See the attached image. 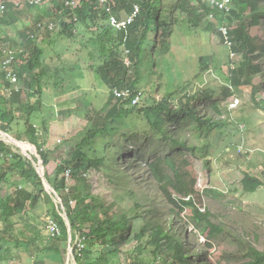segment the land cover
<instances>
[{"label":"trees","instance_id":"obj_1","mask_svg":"<svg viewBox=\"0 0 264 264\" xmlns=\"http://www.w3.org/2000/svg\"><path fill=\"white\" fill-rule=\"evenodd\" d=\"M72 1L49 0L47 5L46 0H40L36 4L25 0L17 2L2 0L1 3L5 9H0V63L3 64L13 57L11 65L17 64L14 75L18 80L14 85L6 78L9 71L4 70L0 73V81L3 82V87L0 89V130L9 135L17 131L20 135L13 136L18 141L30 142L36 146L44 164L46 179L59 194L66 208L73 242L79 237L85 238L86 250L84 254L76 255L77 264H87L86 258L89 257L91 264H126L130 256L135 258L136 264H149L146 260L147 252L159 259L162 256L165 257L161 264H191L189 257L191 250L187 241H183L177 232H170L168 227L162 223L155 222L153 219L155 212L151 207L147 209L149 219L144 218V215L131 218L125 211L113 213L114 205L99 203V198L86 193L89 186L85 184V178L87 179L91 169L99 168L100 164L84 152V146L95 143L93 141L98 137L106 138L104 140L106 142L108 136L111 144L115 141L114 137L118 135L119 128L133 125L135 122L133 118L137 116L143 118L144 114L147 126L152 128L150 134L164 138L161 142L171 141L174 147L182 150L179 154L194 152L196 157L205 158L210 146L207 143L200 148V140L208 139L204 137L208 136L218 125L229 127L223 121L225 117L219 101H214L211 106L216 116L214 119L216 123L212 122L213 119L200 117L198 102L212 99L215 92L208 89L201 94L172 91L173 93L159 101L151 93L142 91L143 96L147 98L145 101L155 99L152 107L143 106L145 102L143 100L138 105H134L133 101L139 93L138 85L145 84L142 76V69L145 68L143 67L145 65L144 55L147 50L161 44L165 46V42L159 43L156 40V34L160 28L164 29V34L168 33L173 12L177 11L187 16V23L193 21L199 24L208 20L213 11H221L214 3H211L212 0H179L176 7L172 8L169 20L163 21L159 6L162 5V0H109V3L104 6L101 5L100 0H76V7L71 5ZM196 6L201 8L200 13H197ZM136 7L139 8L138 15L123 31H118L108 24L112 15L122 19L124 15L131 16ZM228 9L229 12L221 13L226 15L228 21L229 27L225 37L231 42L230 48L237 52L244 48L249 51L246 62L232 71L230 84L251 85L257 75L263 74L260 59L264 56V46L261 38L257 41L255 37L250 36L249 29H253L257 24L262 25L264 0H231ZM51 24L57 25L59 31L52 34ZM211 30H214L212 21L204 28L206 32ZM12 33L16 35L12 37ZM88 36L90 39L87 45L78 44L80 40L82 42ZM61 42L72 47H80L77 52L86 56L83 65L70 62L69 60L73 61L70 54L66 62L65 53H59L60 51L57 52L55 49L49 53L48 47H53V45L58 49L66 48ZM247 42L248 46H245ZM223 45L227 47L228 43ZM9 50L17 51V55L15 53L12 55ZM84 50L86 53L83 52ZM55 59L57 61L53 62ZM125 59L131 61L132 65H125ZM147 59L150 63L152 62L150 53ZM214 59L215 56L210 54L202 57L199 61L201 69H210ZM256 60L259 62L255 63ZM87 70L95 73V76H98L97 80L107 84V91L102 95L108 96L106 98L108 100L102 106L94 105V108L90 109V120L98 119V124L83 133V140L77 144L67 160H61L56 165L54 175H52L50 165L52 162H57V159L52 157L50 153L52 149H47V140L50 137L49 122H51L50 118L56 115L57 109H59L58 115H65L64 108L68 104L58 103L55 106H44V98L50 89H54L53 95L58 98L64 95L65 91L69 93L80 90L81 84L75 79V74H80V71L87 72ZM73 78L75 81L72 83ZM85 78L86 75L80 76V79ZM66 81L68 86L66 85L65 91L59 93L60 87ZM8 88L11 90L9 98L6 97ZM116 90L119 93L129 90L132 94L130 97L123 95L117 97ZM254 90L256 95L264 92V83L260 81L253 89V93ZM232 91L230 87L224 86L226 97L233 94L234 91ZM177 93L180 97L176 96ZM32 99L36 100L35 103ZM115 101L118 104V110L114 115L111 117L102 115L107 109L115 108L112 107L116 104ZM256 107L260 108L258 104ZM49 112L53 115L51 116ZM178 122L180 129L174 133L170 130L171 126ZM188 126H195L194 132L187 133L186 127ZM236 132L237 135L232 138L235 139L234 144L244 148L247 143L245 139L251 132L248 130L245 132L239 127ZM192 139H197V142H193ZM17 145H21L24 151L27 150V145L21 143ZM111 148H113L110 150L111 156L116 157L118 154L122 156L124 147H118L113 143ZM147 152L152 155L148 156V161L143 159L142 161L148 164L150 178L157 183L159 193L165 198L169 215L171 217L180 215L187 206H191L196 212L197 228H202L205 224L210 225V212H203L199 209L202 200L195 190L197 180L189 181L190 175L186 174L184 182L177 185L165 173L162 160L155 155L157 150ZM188 160H185L184 164L189 166ZM34 161L39 165L37 158L29 159L15 145L0 139V264L12 260L7 259L6 256L11 254L14 247L26 249L30 254L24 258L25 264L26 259L28 261L35 259L36 262L44 264L49 258L56 257L54 252L58 254V261L65 264L64 256H59L60 249L56 247V244H51L53 238L43 234L42 229L46 228L45 219L51 217L61 229V235L53 240L63 244L69 241V227L65 217L58 211L54 195L46 190L43 178L37 172ZM68 169H73L70 184L67 183L66 178H62ZM81 185L85 186L84 191H81ZM243 185L245 195L255 193L264 187L261 180L250 175L245 176ZM68 188H70L69 192ZM218 194L223 196L224 193ZM197 200H199L198 203ZM74 201L77 202L76 206L71 204ZM148 201L150 202V198ZM140 207L136 205L135 209L130 212L131 215ZM35 211L40 212L41 216L34 215ZM135 221H138L137 225ZM139 222L146 224L140 225ZM172 222L173 218L170 219L169 226ZM27 233H31L32 237H28ZM28 240L30 243L27 242ZM133 243V249L125 253L127 259L124 260L121 258L122 250ZM207 247L211 248L212 245L207 244ZM4 251L7 252L6 255H3ZM65 253L67 254V250ZM34 254H42V259ZM206 254L202 257V264H208ZM242 254L235 256V259L249 257V261L241 264H264L262 253L249 250L243 256ZM155 262L154 259L153 264ZM17 264H22L21 258Z\"/></svg>","mask_w":264,"mask_h":264},{"label":"rangeland","instance_id":"obj_2","mask_svg":"<svg viewBox=\"0 0 264 264\" xmlns=\"http://www.w3.org/2000/svg\"><path fill=\"white\" fill-rule=\"evenodd\" d=\"M25 1L35 4L38 2V0ZM162 1V5H159L163 17L161 20H169L172 8L176 7L179 0ZM229 1L231 0H212L211 3H214L221 12H229ZM1 2L2 0H0V6L2 5ZM48 2L49 0H46L47 5ZM219 4H222L223 8ZM196 7L198 8L197 13H200L201 8L199 6ZM221 12L213 11V14L209 15L208 20L196 24L193 21L187 23V16L174 11L168 33L164 34L163 28L157 30L156 40L159 43L165 42V46L161 44L151 49L153 53L151 50H147L144 55L145 65L143 67L145 68L142 69V76L145 84H139L137 87L139 93L142 91L151 93L159 101L174 91L201 94L208 89L215 92L212 99H204L198 102L197 107L200 110V117L213 119L212 122L216 123L214 120L216 116L213 114L211 106L214 101H219L225 117L223 121L229 127L218 125L208 136L204 137L208 139L200 140V148L207 143L210 146L205 158L196 157L194 152L179 154L182 150L174 147L171 141L161 142L164 138L150 134L152 128L147 126V119L144 114L142 115L143 118H140V116L134 117L133 121L135 122L133 125L119 128V133L117 132L118 135L114 137L115 141H112L111 144L108 136L106 142L104 141L106 138L98 137L93 141L95 143L84 146V152L100 164L99 168L91 169L87 179L85 178V184L89 186L86 193L99 198V203H105L108 206L114 205L113 213L125 211L131 218L144 215V218L149 219L147 209L151 207L152 211L155 212L153 217L155 222L162 223L168 227L170 232H177L183 241H187L191 250V256H189L191 264H202V257L205 253H207L206 260L208 264L246 263L249 261V257L239 260L235 259V256H239L240 253H243L241 255L243 256L249 250L264 254V187L255 193L247 195L243 193V181L246 175L257 178L264 183V92L256 95L254 90L253 93V89L260 81L264 83V56L260 59L263 74L257 75L251 85L245 83L241 85L230 84L232 71L238 68L240 64L246 62L245 59L248 57L249 51L244 48V50L237 52L230 48L231 42L225 37L229 25L226 15ZM129 17L131 16L124 15L122 18L124 21H128ZM210 21L214 24V30L206 32L204 28ZM112 22L114 23L113 20ZM262 22V25L258 26L257 24L253 29H249V32L251 33L250 36L255 37L257 41L261 38L264 46V18ZM234 25L236 26L237 22ZM53 28L52 34L59 31L57 25L52 27L51 30ZM12 35L14 37L16 34L12 33ZM89 39L90 36L82 42L80 40L78 44L85 46ZM227 43L228 46L224 47L223 44ZM63 44L67 49H58L53 45V47H48L49 53L54 49L57 52L60 51L59 53H65L66 62L69 60L70 54L73 59V61L69 60L70 62L83 65L86 56L77 52L80 47H72L67 43ZM245 46H248V42ZM13 52L17 55V51L13 50ZM83 52L86 53V50ZM242 52L243 54H241ZM149 53L152 56L151 63L147 59ZM209 54L215 56L212 67L202 70L199 61L202 57ZM55 61L57 59L53 60V62ZM258 62L259 60L255 61V63ZM125 65L131 66L132 63L125 59ZM16 66L17 64L3 65V67L0 65V69L12 70V72L7 73L6 78L8 79L12 77ZM81 75H86V78L80 79ZM75 79L81 84L80 90L66 93L65 89L68 86L66 81L58 91L59 93L65 91L64 95L58 98L53 95L54 89H50L44 98V106H55L58 103L68 104L64 108L65 115H58L59 109H57L56 115L50 118L51 122H49L52 133L47 140V149H52L50 153L53 158L57 159V162H52L50 165L52 175H54L56 165L61 160H67L76 149L77 144L83 140V133L98 124V119L90 120V109H93L94 105L102 106L108 100L106 99L108 96L102 95V93L107 91V84L104 81L97 80L98 76H95V73H91L89 70L87 72L80 71V74H75ZM13 81H16V79L14 78ZM73 81H75L74 78L72 83ZM224 86L226 88L230 87L234 91L229 97H226V93L224 94ZM1 87H3L2 81H0V89ZM6 91V97L9 98L11 90L8 88ZM125 95L130 96L128 93ZM176 96L180 97V94L177 93ZM145 99L147 98L144 97L143 101ZM138 100L140 98L136 99V101ZM153 100H146L143 106L146 108L152 107ZM35 101V99H32L33 103ZM115 103L112 106L113 108L115 107L114 109L109 108L102 115L113 116L118 110V104L116 101ZM256 104L260 106L259 109H257ZM171 127L170 130L175 133L180 129L179 122ZM238 127L245 132L247 130L251 132L248 138L245 139L247 143L244 148H240L238 144L235 145V139H232L237 135L236 129ZM186 128L189 134L195 130V126ZM13 135L19 136L20 133L15 131L14 134H11L15 138ZM7 137L0 132V139L11 143L9 141L10 138ZM72 139L75 141H70ZM192 141L196 143L197 139H192ZM22 143H25L28 152L38 159V163L46 175L44 164L36 146L26 141ZM113 143L117 144L118 147H124L121 157L120 154L116 157L111 156L110 150L113 149L111 148ZM15 147L20 152L24 151L20 146ZM152 150H157L155 155L162 160L165 173L177 185L184 182L186 174L191 177H188L189 181L192 179L197 180L195 190L198 193V197L202 200V205L199 206V209L203 212H210V225L207 226L205 224L204 227L197 228L195 224V219L197 220L196 212L191 206H187L180 215H173V217L169 215L165 198L159 193L157 183L150 178L148 164L142 161V159L148 161V156L152 154L147 151ZM185 160L190 162L189 166L184 164ZM101 161H103V164H101ZM34 165L40 174V169L35 162ZM70 171L68 184L71 183L73 178V169H70ZM121 171H123L122 174ZM62 178H66L65 173ZM84 188L85 186L81 185V191H84ZM69 190L70 188L67 189L68 192ZM218 193L224 194L219 196ZM149 198L150 202L148 201ZM55 202L59 213L65 217L67 223L70 222L62 201V205L57 199H55ZM76 203L74 201L71 204L76 206ZM136 205L141 207L131 215L130 212L135 209ZM33 214L41 216L38 211L33 212ZM171 218H173V222L169 226ZM51 220H53L51 217L45 219L47 228H45L46 232L43 234L50 235L54 232L49 228ZM134 223L137 225L138 221ZM139 224L145 225L146 223L139 222ZM22 226L25 227L24 224ZM45 230L42 229V232ZM55 232L57 233L59 230ZM31 233H27V236L32 237L33 233ZM51 241V244H56V247L60 249L61 253L59 256H64L65 264H77L76 255L80 256L86 250H81L79 247V238L73 242L72 238L69 237V241L63 244L53 239ZM27 242L30 243L29 240ZM207 244L212 245V247H207ZM44 246L46 247V245ZM133 247L134 243L127 245L122 250L121 258L126 260L127 256H125V253L131 251ZM98 249L100 250V247ZM65 250H67V254ZM6 254L7 252L4 251L3 255ZM27 255L29 256L30 254L26 249H16L14 247L11 254L6 256L7 259L12 260L7 263L3 262L5 264H17L21 258L22 264H25L24 258ZM34 255L42 259V254ZM54 256H56L54 259L49 258L45 263L61 264L57 259L58 254L54 252ZM156 258L155 255L152 256L148 252L146 253V260L149 261V264H153L154 259L156 261L155 264H161L165 259L163 256L160 259ZM86 260L87 264H91L90 257L86 258ZM26 264H41V262H36L35 259L31 261L26 259ZM126 264H136L135 258L132 256L128 257Z\"/></svg>","mask_w":264,"mask_h":264},{"label":"built area","instance_id":"obj_3","mask_svg":"<svg viewBox=\"0 0 264 264\" xmlns=\"http://www.w3.org/2000/svg\"><path fill=\"white\" fill-rule=\"evenodd\" d=\"M15 1L17 2L18 0H15ZM38 2H40V0H38ZM38 2H36V3H38ZM100 3H101L102 6H104V5H106L107 3H109V0H100ZM74 4H76V0H73V1L71 2V5H74ZM219 5H220V4H219ZM220 6H221V8H223L222 4H221ZM0 9H1V10H4V9H5V7L3 6V4L0 6ZM138 13H139V8L136 7L135 12L131 15V17H129L128 21H124L123 18H122V19H121V18L119 19L118 17L112 15V16L110 17L109 21H108V24L111 25L112 27H114L116 30H122V29H125L129 24H131V23L134 21V19H135L136 16L138 15ZM112 20L114 21V23L112 22ZM52 27H56V26L53 25V24H51L50 29H51ZM51 31H54V28H53ZM10 53H11L12 55H14V52H13V51H11ZM12 60H13V57H11L10 59L6 60L3 64L0 63V65H1L2 67H3V65H8V64L11 65ZM4 70H6V69H3V68L0 69V71H4ZM7 71L12 72V70H7ZM9 72H8V73H9ZM14 74H15V72L12 73V77H11V78H8V80H9L10 82H12V84L16 85L18 79H17V77H16ZM14 78L16 79V81H13ZM126 93H128L129 95L132 94L131 91H129V90H127V91H125V92H120V93H119L118 90L115 91V95H116L117 97H118V96L120 97V96H122V95L128 97L127 95H125ZM129 97H130V96H129ZM137 98H140V100L136 101ZM143 98H144L143 94H142L141 92L138 93L137 97H136L135 100L133 101V104H134V105H138V104L143 100ZM66 174H67V176H66ZM70 174H71V171H70V169H68V170L65 172V177H66L67 181H70V180H68ZM51 224H52V225H51ZM51 224L49 225V228H50L52 231H54V232L51 233L50 235H49V234H46V236L49 235V236H51V237L54 239L55 237L61 235V229H60L59 224H58L57 222H55L54 220H51ZM46 228H47V227H46ZM58 230H59V232L56 233L55 231H58ZM45 232H46V230H45ZM79 247L81 248V250L85 249L86 244H85V238H84V237H79Z\"/></svg>","mask_w":264,"mask_h":264},{"label":"water","instance_id":"obj_4","mask_svg":"<svg viewBox=\"0 0 264 264\" xmlns=\"http://www.w3.org/2000/svg\"><path fill=\"white\" fill-rule=\"evenodd\" d=\"M0 132H1V133H4V132L1 131V130H0ZM4 134H5L6 137L8 136V137L10 138L9 141H10L11 143L15 144V146H20V147H21V145H17V144H20V143H21L22 145H25V143H22L21 141H18L17 139L13 138L11 135L6 134V133H4ZM8 137H7V138H8ZM22 154L25 155L26 157H28L29 159L34 160V156H33L32 154H30L27 150L22 151ZM34 162H35V161H34ZM37 167L40 169L39 172H40L41 177L43 178V181H44V184H45L46 190H47L50 194L52 193V194L54 195L55 199H57V200L60 202V204L62 205L58 193L53 189V187L51 186V184H50V183L48 182V180L46 179V176H45L44 170H43V169L40 167V165H38V164H37ZM50 189H51V190H50ZM49 190H50L51 192H50ZM66 215H67V214H66ZM67 224H68V227H69V229H70V231H69L70 236H69V237L72 238L71 224H70V222H68Z\"/></svg>","mask_w":264,"mask_h":264},{"label":"crops","instance_id":"obj_5","mask_svg":"<svg viewBox=\"0 0 264 264\" xmlns=\"http://www.w3.org/2000/svg\"><path fill=\"white\" fill-rule=\"evenodd\" d=\"M50 131H51V129H50ZM51 133H52V131L50 132V135H51Z\"/></svg>","mask_w":264,"mask_h":264},{"label":"clouds","instance_id":"obj_6","mask_svg":"<svg viewBox=\"0 0 264 264\" xmlns=\"http://www.w3.org/2000/svg\"><path fill=\"white\" fill-rule=\"evenodd\" d=\"M45 232V231H44ZM46 235V234H45Z\"/></svg>","mask_w":264,"mask_h":264}]
</instances>
